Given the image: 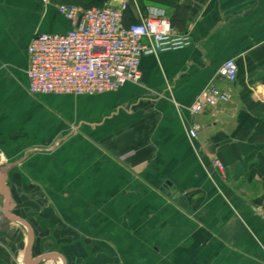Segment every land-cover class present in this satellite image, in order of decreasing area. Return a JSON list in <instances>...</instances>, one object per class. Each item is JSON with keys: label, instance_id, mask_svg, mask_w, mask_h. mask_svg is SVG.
Segmentation results:
<instances>
[{"label": "crops", "instance_id": "1", "mask_svg": "<svg viewBox=\"0 0 264 264\" xmlns=\"http://www.w3.org/2000/svg\"><path fill=\"white\" fill-rule=\"evenodd\" d=\"M121 1L0 0V264H21L25 194L48 202L21 218L30 259L54 255L38 264H264V0H125L190 44L116 90L31 94L32 36L72 26L56 5ZM207 85L229 100L191 115Z\"/></svg>", "mask_w": 264, "mask_h": 264}, {"label": "built area", "instance_id": "2", "mask_svg": "<svg viewBox=\"0 0 264 264\" xmlns=\"http://www.w3.org/2000/svg\"><path fill=\"white\" fill-rule=\"evenodd\" d=\"M43 3L48 0H40ZM127 2L84 7L73 3L56 5L58 12L72 23L63 33H35L28 46V91L31 94L101 93L118 89L126 82H138L139 63L143 55L176 50L190 44L188 32L173 30L170 19L160 9H148L129 23L122 13ZM233 59H227L216 75L226 81L236 77ZM230 94L207 85L188 107L191 115L204 105L227 101ZM198 126L187 128L190 139ZM212 164L222 169L219 160Z\"/></svg>", "mask_w": 264, "mask_h": 264}, {"label": "rangeland", "instance_id": "3", "mask_svg": "<svg viewBox=\"0 0 264 264\" xmlns=\"http://www.w3.org/2000/svg\"><path fill=\"white\" fill-rule=\"evenodd\" d=\"M60 4V3H59ZM103 4L106 3H99V2H93V3H89V4H85L86 6H102ZM43 196H36V197H30V195L25 194L21 197V200H19V209H21L20 211H18L21 215V218H23L24 220H28L32 217L35 216V214L37 212L32 211V213H29L30 207L32 206L33 208H37L38 212H41L43 209H45L48 206V202L47 200L43 201L42 200ZM32 204V205H31ZM26 215H29L30 217H25ZM31 220V219H30ZM23 229H25L23 227ZM51 264H58V262H51Z\"/></svg>", "mask_w": 264, "mask_h": 264}, {"label": "water", "instance_id": "4", "mask_svg": "<svg viewBox=\"0 0 264 264\" xmlns=\"http://www.w3.org/2000/svg\"><path fill=\"white\" fill-rule=\"evenodd\" d=\"M5 197L8 198L7 194H6ZM7 208L11 209L12 205L9 204L7 206ZM14 218L27 228V231H26L27 232V242L25 243V245L23 247L22 263L23 264H38V263H40L43 260H47L49 258H54V255L50 256V255L44 254V255L38 256V257H36L34 259H30L31 244H32V241H33L32 231H31L30 227L28 226V224L24 220H22L19 217L18 218L14 217Z\"/></svg>", "mask_w": 264, "mask_h": 264}, {"label": "trees", "instance_id": "5", "mask_svg": "<svg viewBox=\"0 0 264 264\" xmlns=\"http://www.w3.org/2000/svg\"><path fill=\"white\" fill-rule=\"evenodd\" d=\"M85 7H87V6L85 5ZM122 17H123V22L125 24L130 22L129 13H128V9L127 8L123 11Z\"/></svg>", "mask_w": 264, "mask_h": 264}]
</instances>
